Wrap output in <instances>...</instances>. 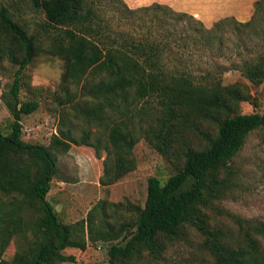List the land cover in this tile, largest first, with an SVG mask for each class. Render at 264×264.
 <instances>
[{
  "label": "trees",
  "instance_id": "16d2710c",
  "mask_svg": "<svg viewBox=\"0 0 264 264\" xmlns=\"http://www.w3.org/2000/svg\"><path fill=\"white\" fill-rule=\"evenodd\" d=\"M19 1L42 14L36 31L20 21ZM263 27L264 0H256L250 20L226 17L210 28L159 2L132 8L125 0H0V61L18 66L6 98L13 119L0 129V264H59L74 259L68 247L84 250L89 241L106 247L127 233L106 252L109 264H139L135 257L160 255L190 228L204 236L219 264H264V222L234 216L240 228L231 240L211 226L207 211L232 215L220 203L241 184L236 157L249 135L264 128V111L240 107L258 105L252 85L264 83V50L234 63L251 84H224L216 59L231 35L245 46ZM40 54L64 61V90L81 84L84 93V102L66 111L86 128L76 135L67 121L48 145L23 139L22 117L40 102L21 100V74ZM143 101L151 103L139 109ZM141 138L176 161L177 171L165 180L149 177L143 206L103 199L86 218L64 222L48 198L57 154L73 143L94 147L100 158L105 152L100 180L108 186L136 169ZM113 207L130 215L109 220ZM15 236L24 247L6 260Z\"/></svg>",
  "mask_w": 264,
  "mask_h": 264
},
{
  "label": "rangeland",
  "instance_id": "374dc122",
  "mask_svg": "<svg viewBox=\"0 0 264 264\" xmlns=\"http://www.w3.org/2000/svg\"><path fill=\"white\" fill-rule=\"evenodd\" d=\"M10 2L11 0H6ZM132 7H140L159 2L171 6L179 12H187L203 21L206 27H212L217 21L234 17L246 22L255 12L256 0H125ZM22 14L18 16L30 23V31L39 28L43 20L41 13L25 8L23 1L17 3ZM129 25L124 27L129 28ZM264 27L260 37L253 43L238 44L234 35L226 40V49L217 62L222 66L220 72L224 84L236 81L249 82L234 63L250 57L258 49L264 50ZM206 57L204 56V59ZM201 58H198L200 60ZM18 66L8 60L0 61V129L8 130L13 119L6 103L8 92L15 79ZM64 61L61 58L40 54L36 56L21 74L20 98L22 101L38 100L39 108L31 114L22 117L23 139L28 142L48 145L52 136L59 132L60 127L69 121L76 135H80L86 128L84 122L73 117L69 112L75 104L84 102L82 85L71 84L66 91L63 88L62 75ZM252 93L257 98L256 106L251 101H242L241 111L245 113L264 111V83L252 85ZM150 101H143L139 109L148 108ZM64 118V119H63ZM71 121V122H70ZM137 159L135 170L115 183L104 186L101 176L104 169L103 157L96 155L92 146L73 143L65 154H57L58 173L52 181V188L48 198L53 202L64 222L70 223L86 218L90 209L100 200L114 203H125L143 206L147 197L148 179L158 176L165 180L176 172L178 163L170 160L154 149L144 138H141L134 148ZM236 164L240 169L242 181L233 194L224 199L220 205L230 211L232 215L215 209H208L212 227H220L228 232L229 238L234 239L239 233L240 225L234 216L252 218L264 222V128L252 132L244 148L236 157ZM123 207V206H122ZM113 207L109 209L110 215ZM130 213L119 210L115 217L109 220L124 219ZM23 237L15 236L8 246L4 258L10 260L14 254L24 247ZM74 256L59 264H109V257L102 243L89 241L86 249L68 247L64 250ZM139 264H219L218 260L205 247L204 236L195 228H190L186 236L175 241L166 242L163 252L154 256L148 251L134 258Z\"/></svg>",
  "mask_w": 264,
  "mask_h": 264
},
{
  "label": "water",
  "instance_id": "95a60500",
  "mask_svg": "<svg viewBox=\"0 0 264 264\" xmlns=\"http://www.w3.org/2000/svg\"><path fill=\"white\" fill-rule=\"evenodd\" d=\"M128 236H129V233L125 234V235H124L120 240H118V241H111V242H109V243L106 245V247H105V251L107 252V251L110 249V247H111L112 245H114V244H118V245L122 244L124 241H126V239L128 238Z\"/></svg>",
  "mask_w": 264,
  "mask_h": 264
}]
</instances>
